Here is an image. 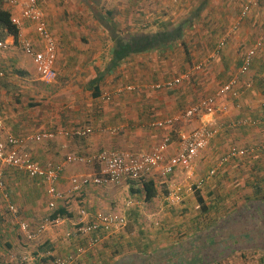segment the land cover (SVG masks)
<instances>
[{"label": "crops", "instance_id": "crops-1", "mask_svg": "<svg viewBox=\"0 0 264 264\" xmlns=\"http://www.w3.org/2000/svg\"><path fill=\"white\" fill-rule=\"evenodd\" d=\"M38 2L56 40L55 68L63 82L51 87L46 84L50 90L42 89L40 82H44L21 47L22 40H29L37 50L44 48L35 25L23 19L19 7L0 0V8L22 22L18 41L7 37L9 49L0 50L2 138H27L77 128H91L94 132L84 138L58 135L49 141H30L24 148L44 169L65 165L57 184L65 198L58 201L53 213L43 179L3 167L0 264H52L56 258L71 257L72 264H241V260L248 259L254 253L248 243H258L263 236L253 234L250 223L251 218L260 217V211L253 209L264 206V44L242 79L250 87L238 99L227 97L220 101L228 106L227 113L183 120L166 129H155L151 124L181 115L199 100L214 95L237 74L245 53L264 33V0ZM248 4V16L241 18ZM163 34H170L167 45L119 58L123 39H151ZM222 40L225 48L213 58ZM199 65L202 69L195 70ZM184 73L192 75L190 84L170 90L154 89L155 84ZM234 121L248 123L228 128ZM197 129L217 133L197 159L191 177L177 170L167 178L155 173L143 181L73 191L74 177L98 174L101 166L66 165L67 159L103 151L150 153L171 137L168 160L180 152V135ZM247 147L257 149L256 153L230 161L219 168L216 176L207 178L222 156ZM203 178L204 185L197 191L193 185ZM145 182H152L156 193L150 200ZM177 193L180 201L174 199ZM197 193L204 200L205 210ZM9 203L34 230L56 212L62 223L29 242L12 222ZM235 211L239 214L231 217L232 226L228 228L234 232L231 246L236 248L243 242L249 247L233 249L232 257L218 262L224 259L219 254L227 248L218 242V234L207 233ZM97 213L124 217L127 227L80 255L90 237L68 234ZM262 214L259 219L264 220Z\"/></svg>", "mask_w": 264, "mask_h": 264}, {"label": "built area", "instance_id": "built-area-1", "mask_svg": "<svg viewBox=\"0 0 264 264\" xmlns=\"http://www.w3.org/2000/svg\"><path fill=\"white\" fill-rule=\"evenodd\" d=\"M177 3L179 0H170ZM8 4L21 9L23 19L30 21L35 25V30L43 42L44 48L37 50L35 45L29 40H22L21 47L26 56L34 63L36 71L45 84H52L56 81L58 74L55 68L57 60L56 40L48 28L45 15L39 7L38 0H7ZM251 5H246L241 13V18H246L250 12ZM12 22L19 28L22 24L21 19L12 16ZM225 41L222 40L215 48L213 58L220 55L225 48ZM264 44V33L255 42L253 47L247 50L243 57L242 65L237 74L233 76L225 85H223L214 95L199 100L195 105L186 109L184 113L177 117L169 118L163 121H155L151 124L155 129L171 128L183 120H191L200 116H214L228 112V106L220 101L231 97L238 99L250 87L247 83L244 85L242 79L250 72L253 67L254 59ZM9 49V43L6 40H0V50ZM202 69V65L196 66L195 70ZM3 73H0V77ZM192 75L184 73L174 79L164 81L154 85L155 90H170L184 83L190 82ZM128 90L134 91L133 87ZM106 99H109L107 97ZM247 121L231 122L228 128H237L247 124ZM4 123L0 118V187L4 185L3 167H11L26 173L32 178L43 179L47 184V193L50 197L49 210L53 213L57 210V203L65 197L57 188V184L65 169V165H60L54 169H44L40 166L31 154L24 148L30 141L41 142L43 140H53L58 135L88 137L93 134L91 128H77L69 131L48 132L38 136L14 137L9 136L6 140L2 138L1 131ZM113 133L117 131L113 130ZM216 130L197 129L189 133L180 135L181 149L178 155L167 160L166 153L171 144V137H167L150 153H135L131 151H103L90 157L75 156L67 159L68 164L94 165L100 164L101 170L93 176L74 177L72 179L73 191L80 193L91 186L109 187L119 186L125 182L143 181L159 173L161 177L167 178L177 170H183L190 174L194 173V165L203 151L210 145L216 136ZM264 150V145L261 147ZM255 148L234 149L222 156L216 167L211 169L207 178L217 175L219 168L233 160L243 159L256 153ZM206 179L199 180L193 187L199 191L202 189ZM180 193L181 190L179 189ZM6 198H8L6 196ZM174 199L180 201V194H175ZM12 222L19 228L23 237L29 241L39 239L48 229L58 226L62 223L59 216L53 219L52 216L44 219L42 223L34 230L28 222L24 221L19 215L14 204H8ZM127 227V221L124 217L115 214L97 213L91 221L80 222L76 225L75 231L69 233L68 237L86 236L90 237L89 245L86 249H81L78 254L87 253L88 249L94 248L100 240L120 233ZM73 258H56L52 264H72Z\"/></svg>", "mask_w": 264, "mask_h": 264}, {"label": "trees", "instance_id": "trees-1", "mask_svg": "<svg viewBox=\"0 0 264 264\" xmlns=\"http://www.w3.org/2000/svg\"><path fill=\"white\" fill-rule=\"evenodd\" d=\"M19 35H20L19 27L12 22L11 13L3 8H0V40H5L7 37H14L15 40L18 41ZM169 37H170V34H165V35L163 34L161 36L157 35L156 37H153L151 39L149 38H138V39L131 38L127 40L123 39V46L120 48V52H118L119 58L125 59L131 54H139L146 50L148 51L152 48L156 49L155 47L167 45L166 43ZM102 80L103 79L96 82L95 90H97V87L99 86ZM145 188L147 190V200H150L151 198H154L156 196L152 182L151 183L145 182ZM259 192L260 191L257 190L256 193L258 194ZM197 198H198V202L200 203L202 208H204L205 210L206 207H205L204 200L202 199L199 193H197ZM261 204H264V203H261ZM261 207H264V206H261ZM59 215L60 213L56 212L52 216V218L56 219L57 217H59ZM261 226H264V220L258 218L252 223V226H250L251 231L260 232V235H262ZM262 238H264V233H263Z\"/></svg>", "mask_w": 264, "mask_h": 264}, {"label": "rangeland", "instance_id": "rangeland-1", "mask_svg": "<svg viewBox=\"0 0 264 264\" xmlns=\"http://www.w3.org/2000/svg\"><path fill=\"white\" fill-rule=\"evenodd\" d=\"M32 62V61H31ZM32 64H33V62H32ZM56 83H59V84H61L63 81H61V80H59V77H57V79H56V81H55ZM55 82L54 83H52V84H49V85H47L48 87H51L50 85H53V84H55ZM192 82V79H191V81L190 82H187V83H184V84H190ZM40 85H41V87H42V89L43 90H45V91H47V90H50V89H47L48 87L46 86V84H44V83H42V82H40ZM52 89H55V88H52ZM248 148V147H247ZM262 201H264V200H262ZM252 207H254V206H252ZM250 208H248L247 210H249ZM253 209V208H252ZM253 210H258V211H260V217H258V215L256 216V217H253V218H251V220H252V222L250 223V226H252V223L256 220V219H258V218H262V216H263V212H264V207H259V208H254ZM238 211H235L234 213H233V215L231 216H229L226 220H224L223 222H218V223H216V225H214L213 227H212V229L211 230H209L208 232L209 233H207V234H211L212 232L213 233H216V234H218V237H217V240H218V242H220L221 243V245H224V246H226V251H225V253L224 254H219V256H222V255H224V259H219L218 260V262H222L223 260H225V259H227V258H229V256H233V249H236V248H244V247H246V246H244V244H243V242H242V246H238V247H236V248H232V244H233V239H234V237H232L233 236V230L232 229H228V228H230V226H232V219L234 218V217H236L238 214H236ZM231 217H233V218H231ZM254 219V220H253ZM243 222V221H242ZM261 224H263V223H261ZM245 225H248L249 226V224L248 223H246L245 222ZM244 225V226H245ZM261 230H262V233H264V226H261ZM206 234V235H207ZM253 234H256L258 237L260 236V232H256L255 231V233H253ZM215 236H217V235H215ZM263 237V236H262ZM261 237V240L258 242V243H248V245L252 248V252H254L253 254H249V257H248V259L246 258V260H241L242 261V263L241 264H244V263H256V264H263L264 263V238H262ZM249 246H247V247H249ZM246 247V248H247ZM230 248V249H229ZM230 252V253H229ZM240 256H238V258H239ZM234 262H236V261H234ZM214 264V263H213ZM223 264V263H222ZM235 264V263H234Z\"/></svg>", "mask_w": 264, "mask_h": 264}]
</instances>
